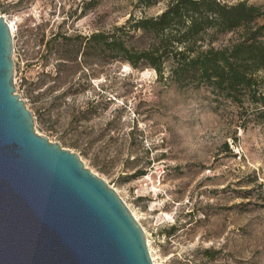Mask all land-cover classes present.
I'll use <instances>...</instances> for the list:
<instances>
[{
  "label": "rangeland",
  "instance_id": "rangeland-1",
  "mask_svg": "<svg viewBox=\"0 0 264 264\" xmlns=\"http://www.w3.org/2000/svg\"><path fill=\"white\" fill-rule=\"evenodd\" d=\"M164 7L0 0L14 30L16 93L36 133L78 153L135 213L155 263L264 264V120L253 106L160 81L146 63L81 56L75 35L122 25L126 45L147 48L153 35L132 25Z\"/></svg>",
  "mask_w": 264,
  "mask_h": 264
},
{
  "label": "water",
  "instance_id": "water-1",
  "mask_svg": "<svg viewBox=\"0 0 264 264\" xmlns=\"http://www.w3.org/2000/svg\"><path fill=\"white\" fill-rule=\"evenodd\" d=\"M0 14V264H154L138 220L78 153L37 134Z\"/></svg>",
  "mask_w": 264,
  "mask_h": 264
},
{
  "label": "trees",
  "instance_id": "trees-1",
  "mask_svg": "<svg viewBox=\"0 0 264 264\" xmlns=\"http://www.w3.org/2000/svg\"><path fill=\"white\" fill-rule=\"evenodd\" d=\"M165 2L155 16L141 17L133 29L150 32L154 42L135 50L125 44V25L86 36L81 56L100 51L134 68L152 67L160 81L179 87L205 86L218 97L252 105L264 120V2L247 0H139L145 7ZM94 2H91L93 5ZM129 22V19L128 21ZM232 33L223 45L212 43ZM64 34L56 32L53 36ZM91 50V52H90ZM165 63H167L165 65ZM225 150L230 151L228 144Z\"/></svg>",
  "mask_w": 264,
  "mask_h": 264
},
{
  "label": "bare ground",
  "instance_id": "bare-ground-1",
  "mask_svg": "<svg viewBox=\"0 0 264 264\" xmlns=\"http://www.w3.org/2000/svg\"><path fill=\"white\" fill-rule=\"evenodd\" d=\"M3 17H4V16H3ZM4 18H5V17H4ZM5 20H6V18H5ZM6 22H7L8 25H9V28H10V31H11V34H12V38H13V32H14V30H13V26H12V24H11L9 21L6 20ZM130 211H131V210H130ZM131 213H132V215L135 217V219L138 220L137 217H136V215H135V213H133L132 211H131ZM146 241H147L148 250H149V254H150L151 260H152V262H153L154 264H157V263H155V261H154V259H153V257H152V254H151V251H150V246H149V243H148V239H147V237H146Z\"/></svg>",
  "mask_w": 264,
  "mask_h": 264
}]
</instances>
